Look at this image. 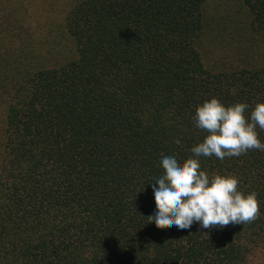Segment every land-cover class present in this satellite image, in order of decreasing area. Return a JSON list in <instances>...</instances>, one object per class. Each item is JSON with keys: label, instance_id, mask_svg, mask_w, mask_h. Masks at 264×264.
Returning <instances> with one entry per match:
<instances>
[{"label": "trees", "instance_id": "obj_1", "mask_svg": "<svg viewBox=\"0 0 264 264\" xmlns=\"http://www.w3.org/2000/svg\"><path fill=\"white\" fill-rule=\"evenodd\" d=\"M242 1L264 31V0ZM203 2L81 0L63 22L54 18L57 41L35 48L16 15L32 2L0 0V264H246L264 247L259 150L198 158L210 177L234 175L238 190L257 194L254 222L185 231L148 223L162 156L182 162L206 135L197 105L227 96L224 105L245 102L250 117L264 103V64L214 72L195 44L186 50L202 30ZM43 49L60 59L45 61Z\"/></svg>", "mask_w": 264, "mask_h": 264}, {"label": "clouds", "instance_id": "obj_2", "mask_svg": "<svg viewBox=\"0 0 264 264\" xmlns=\"http://www.w3.org/2000/svg\"><path fill=\"white\" fill-rule=\"evenodd\" d=\"M249 105L236 102L225 106L216 97L197 105L195 126L206 133L202 142L191 147L193 156L178 162L175 156H162L163 175L150 183L155 211L147 216L148 223L158 229L175 227L190 230L194 224L202 229H224L250 224L260 216L255 192L243 193L234 175L214 174L203 170L199 157H239L249 151L264 152L257 127L264 131V103ZM180 144V139L175 140ZM195 157V158H194Z\"/></svg>", "mask_w": 264, "mask_h": 264}, {"label": "rangeland", "instance_id": "obj_3", "mask_svg": "<svg viewBox=\"0 0 264 264\" xmlns=\"http://www.w3.org/2000/svg\"><path fill=\"white\" fill-rule=\"evenodd\" d=\"M27 1L32 2V7L27 8L30 13L27 11V14H23L17 10L16 15L24 16L26 22L22 18L23 25H25L24 29H22L23 36L30 38L34 42L32 45L35 48L46 47L45 41L55 43L57 39L54 38L55 40L53 41V34L51 33L52 30L55 35L56 31L52 29L51 25L54 24V18L61 19L60 21L63 22L64 17L68 15V10L81 2V0ZM14 8L22 9V6L14 5ZM201 11L199 22H201L202 30L201 32L195 31L191 42L192 45L189 43L186 50L188 51L190 46L193 49L196 47V51L200 52L202 56L204 62V64L201 62L202 65L214 72H229L242 67L264 64V31L258 32L252 28V16L242 0H204L201 5ZM37 12H40L39 15H43L41 21L38 20ZM27 16H32L29 18L31 21L27 19ZM34 20L35 24L39 23L37 27H34L35 24L32 22ZM0 21L4 23L1 17ZM9 24L12 25L11 22ZM58 26L60 27V25ZM193 49L190 55L192 67L195 63L192 59ZM42 54H45V61L53 62V56L60 59L58 52L47 56L49 53L43 49ZM177 88L179 87H175V89ZM223 99L224 97L220 99V102ZM229 101V97L226 96L225 101L222 103L229 104ZM3 142L4 139L0 140V152L4 153L2 149ZM253 182L255 180H249L250 185ZM242 226L246 227V224ZM246 231H250L252 234L251 228H247ZM246 231H243V233H246ZM246 264H264V247L256 249L250 255Z\"/></svg>", "mask_w": 264, "mask_h": 264}]
</instances>
